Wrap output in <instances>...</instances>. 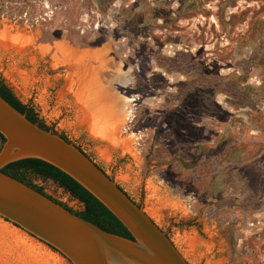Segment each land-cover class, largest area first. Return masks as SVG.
<instances>
[{
  "label": "rangeland",
  "instance_id": "obj_1",
  "mask_svg": "<svg viewBox=\"0 0 264 264\" xmlns=\"http://www.w3.org/2000/svg\"><path fill=\"white\" fill-rule=\"evenodd\" d=\"M0 79L189 264H264V0H0ZM0 264L69 263L0 218Z\"/></svg>",
  "mask_w": 264,
  "mask_h": 264
},
{
  "label": "water",
  "instance_id": "obj_2",
  "mask_svg": "<svg viewBox=\"0 0 264 264\" xmlns=\"http://www.w3.org/2000/svg\"><path fill=\"white\" fill-rule=\"evenodd\" d=\"M0 218L51 247L69 264H189L169 237L75 145L30 122L0 96ZM40 159L76 181L132 236L107 232L3 173L6 164ZM49 248V249H51ZM53 251V250H52Z\"/></svg>",
  "mask_w": 264,
  "mask_h": 264
},
{
  "label": "trees",
  "instance_id": "obj_3",
  "mask_svg": "<svg viewBox=\"0 0 264 264\" xmlns=\"http://www.w3.org/2000/svg\"><path fill=\"white\" fill-rule=\"evenodd\" d=\"M0 96L19 113L23 114L30 122L36 124L37 126L45 130H50L54 134H58L65 141L71 143L63 134H59L54 131L51 127L46 126L42 122V120L37 117V114L34 112V109L28 104L22 103L1 79ZM3 140L4 139L2 135H0V147L3 143ZM76 147L80 151H82L78 146ZM83 153L89 159H91L85 152ZM100 169L104 172L102 168ZM1 171L21 181L22 183H25L26 185L30 186L41 194L47 196L49 199L63 206L71 213L90 221L101 229L128 239H132V236L127 231V229L116 219V217H114L112 213H110L97 199H95L81 185H79L76 181H74L72 178H70L68 175H66L56 167L40 159L25 158L6 164L4 167H2ZM108 177L110 178V176ZM34 179H37L42 184L37 185L36 183H34ZM45 186H54L60 188L64 192H67L72 198L76 199L79 203L82 204V209L76 211L67 207L62 202L58 201L57 199L53 198L51 195L46 193ZM119 188L122 190L121 187ZM134 203L138 206L140 205L138 202L134 201ZM13 226L16 227V225ZM51 250L55 251L53 248H51Z\"/></svg>",
  "mask_w": 264,
  "mask_h": 264
},
{
  "label": "crops",
  "instance_id": "obj_4",
  "mask_svg": "<svg viewBox=\"0 0 264 264\" xmlns=\"http://www.w3.org/2000/svg\"><path fill=\"white\" fill-rule=\"evenodd\" d=\"M91 131H92V129H91ZM6 222V221H5ZM11 226H13V225H11ZM20 231V230H19ZM5 232H8V231H5ZM22 232V231H21ZM25 234V233H24ZM27 236V238H29L30 236H28V235H26ZM31 238V237H30ZM33 239V238H32Z\"/></svg>",
  "mask_w": 264,
  "mask_h": 264
},
{
  "label": "bare ground",
  "instance_id": "obj_5",
  "mask_svg": "<svg viewBox=\"0 0 264 264\" xmlns=\"http://www.w3.org/2000/svg\"><path fill=\"white\" fill-rule=\"evenodd\" d=\"M6 224V223H5ZM7 225V224H6ZM4 231V230H3ZM9 234V233H8Z\"/></svg>",
  "mask_w": 264,
  "mask_h": 264
}]
</instances>
